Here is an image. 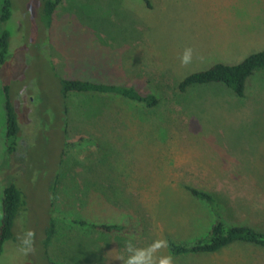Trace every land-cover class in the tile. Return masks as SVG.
Masks as SVG:
<instances>
[{
    "label": "rangeland",
    "instance_id": "1",
    "mask_svg": "<svg viewBox=\"0 0 264 264\" xmlns=\"http://www.w3.org/2000/svg\"><path fill=\"white\" fill-rule=\"evenodd\" d=\"M12 1L14 18L4 27L24 34L0 68V223L7 186L26 206L0 264H47L50 220L57 228L47 257L57 264H264V248L255 245L176 257L167 247L205 236L215 222L187 187L217 195L226 226L264 233V74L248 81L242 99L219 87L177 90L191 73L264 50V0H149V8L142 0H66L53 15L48 53L32 46L44 36L39 0ZM115 28L125 35L111 39ZM10 72L24 129L11 155L4 142ZM60 78L134 86L159 103L148 109L77 95L63 105ZM78 140L83 147L66 148ZM70 218L124 224L128 232L102 235Z\"/></svg>",
    "mask_w": 264,
    "mask_h": 264
},
{
    "label": "trees",
    "instance_id": "2",
    "mask_svg": "<svg viewBox=\"0 0 264 264\" xmlns=\"http://www.w3.org/2000/svg\"><path fill=\"white\" fill-rule=\"evenodd\" d=\"M65 1L66 0H39V22L42 26L41 30L44 31V36L39 39L40 36L38 34V37L35 38L36 40L32 41L33 48L38 47L39 50H43V46H46L45 52L48 53V49L51 48L49 31L52 26L53 15ZM142 1L146 5V7H150L149 0ZM13 18V1L4 0L0 12V24L2 27L0 34V68L7 63L9 66L10 62L12 61V54L10 55V53L11 51L13 53L14 50L13 48H11V42H14V38H22L24 34L22 31L20 32L21 36H19L20 33L16 32L15 30L11 33V31L7 30L4 27L5 24ZM124 30L125 29L122 28H115L114 31L109 30L107 34L111 39L116 40V38H120L125 35ZM24 47L26 48L25 45L23 46V48ZM34 57L36 56L34 55ZM50 66L53 67L51 62ZM255 74H264V50L251 54L240 61L238 64L232 66L223 63H216L210 66L208 69L191 73L178 84L177 90L178 92L185 94L192 89L219 87L223 88L224 90L230 91L234 94L235 97L242 99L244 98L248 81L253 76H255ZM10 76L12 77V81L9 77L10 80L7 82L9 84L4 86V111L6 129L4 142L5 148L9 155L14 154L19 149L18 147L21 143L20 139H22L24 130L22 128V125L18 122L19 119L21 120L20 114L15 108V102L14 100H12V96H10L12 82L14 81V75L11 73ZM57 82L60 89L59 92L60 97L63 101V105H68V98L70 96L77 95H92L94 97L112 96L124 99L129 102L141 104L148 109L155 108L159 103V99L155 95L151 93H143L134 86L101 84L81 80H66L61 78L57 79ZM63 115L64 118L62 119L63 122L61 127L63 134L65 135L66 120L68 119V106L64 107ZM19 124L21 127L19 126ZM85 140L87 141L86 143L92 145L93 142L90 141V139ZM76 142L72 144L67 141L65 143L66 148H72V146L78 148L83 147V143L80 140ZM186 190L194 199L205 203L209 207L211 213L215 218V222L205 236L197 238L193 242L176 243L168 240L167 247L172 256L176 257L184 255H210L215 254L225 249L226 247L237 243L255 245L264 248L263 232L256 231L255 229L246 225L228 227L226 226V224H224L222 218V207L220 206L221 202L217 195L191 187H187ZM54 191L56 197V188L54 189ZM2 198V218L0 223V257L4 253L5 245L8 242L16 241L13 234L14 224L18 217L21 218V214L23 213L22 210L26 206V202L24 200L22 192L14 185H10L4 188ZM70 219L73 225L87 227L91 230L100 232L102 235H119L126 234L128 232V226L124 224H93L88 223V221L86 222L83 220H78L76 218ZM55 234V221L50 220V224L47 228L46 238L42 243V248L45 252L44 257L47 260V264H57L51 262L47 257L48 247L52 242Z\"/></svg>",
    "mask_w": 264,
    "mask_h": 264
},
{
    "label": "clouds",
    "instance_id": "3",
    "mask_svg": "<svg viewBox=\"0 0 264 264\" xmlns=\"http://www.w3.org/2000/svg\"><path fill=\"white\" fill-rule=\"evenodd\" d=\"M191 57H192V50L190 48L186 49L185 54L182 58V63H184V64L189 63L191 61Z\"/></svg>",
    "mask_w": 264,
    "mask_h": 264
},
{
    "label": "crops",
    "instance_id": "4",
    "mask_svg": "<svg viewBox=\"0 0 264 264\" xmlns=\"http://www.w3.org/2000/svg\"><path fill=\"white\" fill-rule=\"evenodd\" d=\"M66 125H67V120H66ZM66 182H67V179L64 178L63 181L60 182V184H63V187H65L64 184H65ZM66 184H67V183H66ZM57 189H59V187H58ZM63 205H64V202H63ZM102 223H104V222H102ZM56 228H57V227H56Z\"/></svg>",
    "mask_w": 264,
    "mask_h": 264
}]
</instances>
